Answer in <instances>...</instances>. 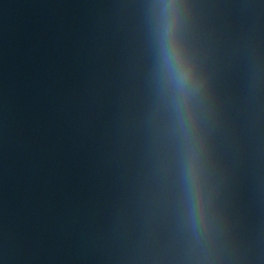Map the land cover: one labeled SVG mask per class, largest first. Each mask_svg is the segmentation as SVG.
I'll return each mask as SVG.
<instances>
[{
	"label": "water",
	"instance_id": "1",
	"mask_svg": "<svg viewBox=\"0 0 264 264\" xmlns=\"http://www.w3.org/2000/svg\"><path fill=\"white\" fill-rule=\"evenodd\" d=\"M151 3L0 0V264H264V0H178L187 133Z\"/></svg>",
	"mask_w": 264,
	"mask_h": 264
},
{
	"label": "clouds",
	"instance_id": "2",
	"mask_svg": "<svg viewBox=\"0 0 264 264\" xmlns=\"http://www.w3.org/2000/svg\"><path fill=\"white\" fill-rule=\"evenodd\" d=\"M150 12L158 81L161 87H170L174 91V105L181 126L187 133L189 125L185 114V103L195 91V73L180 35L183 20L181 6L178 0H152ZM185 179L192 199L193 224L198 227L200 204L193 188L190 165L186 166Z\"/></svg>",
	"mask_w": 264,
	"mask_h": 264
}]
</instances>
